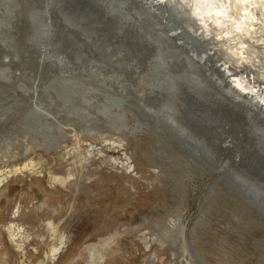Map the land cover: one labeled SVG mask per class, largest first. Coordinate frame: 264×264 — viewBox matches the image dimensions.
I'll use <instances>...</instances> for the list:
<instances>
[{
  "label": "rangeland",
  "instance_id": "rangeland-1",
  "mask_svg": "<svg viewBox=\"0 0 264 264\" xmlns=\"http://www.w3.org/2000/svg\"><path fill=\"white\" fill-rule=\"evenodd\" d=\"M31 11V0H0V264H200L197 256L209 264H264V219L223 189L229 176L213 185L220 174H193L178 146L149 121L147 134L122 133L140 121L137 99L152 102L142 61L129 60L126 46L107 43L100 30L82 29L99 54L110 53L112 63L131 74L134 96L114 106L113 115L102 111L104 90L90 82L65 98L52 77L80 68L61 70L57 64H67L66 55L52 58L47 47L38 49ZM33 113L42 127L29 120ZM205 130L193 134L204 141ZM48 144L56 148L44 150ZM26 146L33 149L21 155ZM257 155L244 154L243 161L255 173L264 169ZM30 159L32 168L2 180ZM60 235L64 247L51 260Z\"/></svg>",
  "mask_w": 264,
  "mask_h": 264
},
{
  "label": "bare ground",
  "instance_id": "bare-ground-1",
  "mask_svg": "<svg viewBox=\"0 0 264 264\" xmlns=\"http://www.w3.org/2000/svg\"><path fill=\"white\" fill-rule=\"evenodd\" d=\"M134 1L144 12L162 19L167 24L171 20L178 22L179 25L170 28L169 32L178 31L176 44L189 62L187 69L190 70L193 66L192 71L196 79L202 78L201 87H195L193 102L185 107L183 121L175 122L170 120L172 115H168L172 123L169 122L177 129L176 137L171 140L178 146L183 165L190 166L193 174H208L211 177L220 174L212 180L213 185L220 184L223 177L229 176V181L240 185V188L228 193L235 195L241 206L264 218V202L261 201L264 196V180L246 178L254 174L264 175V169L255 173L243 163L248 160V156L244 157V154L257 153L258 157L264 159V0ZM44 21L46 22L42 20V24ZM48 26L45 29L47 34H50L52 30ZM44 32V29L37 30L36 38L40 40ZM134 57L130 56L129 60H135ZM128 66L127 63L126 68ZM232 76L238 78L235 80ZM128 77H131V74ZM110 78L111 83L118 84V74L115 73ZM197 84L199 83L196 82ZM116 85H112L114 90L117 89ZM149 87L150 85L148 89ZM118 97L121 98L117 95ZM124 102L126 101L121 100L117 105L105 102L102 111L113 115L111 109L114 106L120 108ZM148 109L150 110L149 106ZM225 113L228 115L225 116ZM32 117H36V114H30L29 120ZM34 120L39 122L41 117ZM38 122L36 126L42 127V123ZM125 128L129 131L122 132L125 135L133 134L132 130L141 131V134L148 133L144 132L148 129V124L141 121L131 128ZM200 128L208 130H205L208 134L204 141L193 134ZM90 133L65 132L63 136L71 137L70 135L76 134L86 138ZM76 140L80 139L77 137ZM123 145L124 142L119 140L118 146ZM50 148L56 147L48 144L44 145L43 149ZM32 149L31 146H26L20 153L26 154ZM31 161L32 159L8 169L2 180L28 165L32 168ZM133 170V165L126 161L124 171L131 174ZM184 231L185 226L180 224L181 236ZM64 243L60 235L50 248L51 260L60 253ZM195 258L200 264H209L201 257Z\"/></svg>",
  "mask_w": 264,
  "mask_h": 264
},
{
  "label": "water",
  "instance_id": "water-1",
  "mask_svg": "<svg viewBox=\"0 0 264 264\" xmlns=\"http://www.w3.org/2000/svg\"><path fill=\"white\" fill-rule=\"evenodd\" d=\"M31 6V29L38 49L47 47L52 58L66 55L68 63L57 64L61 70L72 65L80 68L66 75L57 71L52 77V81L59 80L62 91L68 93L65 98L75 94L84 81L104 90L102 100L108 104L117 105L121 100L134 96L127 75L112 63L111 54H99L84 36L82 29L96 28L105 36L107 43L124 44L126 55L142 61L140 75L144 77L152 102L148 103V97L137 99L139 107L133 109L136 116L141 122L149 121L156 129L166 132L170 139L176 137V127L162 112L170 113L175 122H182L186 105L193 102L195 87L202 85V78L197 80L193 74V66L187 69L189 62L176 44L178 31L169 32L170 28L179 25L178 22L171 20L167 24L144 12L134 0H31ZM42 20L48 24L45 21L42 24ZM48 25L52 30L50 34L45 29ZM39 29L45 30L40 40L36 38ZM109 72L119 75L117 85L111 83ZM232 78L236 80L238 76ZM112 85L117 89L114 90ZM199 97L203 98L200 94ZM34 118L37 120V117H33L36 122ZM222 187L231 193L239 190L240 185L228 180L222 182ZM262 200L264 202V196Z\"/></svg>",
  "mask_w": 264,
  "mask_h": 264
}]
</instances>
